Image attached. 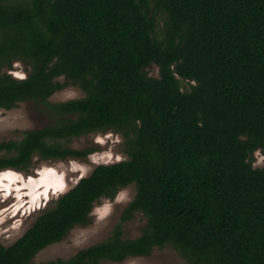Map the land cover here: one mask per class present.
I'll list each match as a JSON object with an SVG mask.
<instances>
[{
  "label": "trees",
  "instance_id": "1",
  "mask_svg": "<svg viewBox=\"0 0 264 264\" xmlns=\"http://www.w3.org/2000/svg\"><path fill=\"white\" fill-rule=\"evenodd\" d=\"M16 62L26 78L8 73ZM61 77L85 97L51 102ZM31 99L59 119L0 142V170L84 157L92 151L64 142L109 129L127 159L98 165L0 244V264H28L130 185L122 220L144 214L141 236L118 227L42 264L121 262L169 244L189 264H264V166L253 164L264 150V0H0V109Z\"/></svg>",
  "mask_w": 264,
  "mask_h": 264
},
{
  "label": "rangeland",
  "instance_id": "2",
  "mask_svg": "<svg viewBox=\"0 0 264 264\" xmlns=\"http://www.w3.org/2000/svg\"><path fill=\"white\" fill-rule=\"evenodd\" d=\"M165 17L158 18V29L164 25ZM28 65L16 62L14 70L8 71L14 77L26 78ZM151 75L158 77L159 68L153 65L148 69ZM66 85L50 98L53 103L85 97L81 87L65 77L59 79ZM190 83L184 82L183 88ZM55 117L42 103L34 100L22 101L12 109H0V141L18 140L24 132L54 124ZM67 146L77 150L92 151L84 157L67 159L41 160L34 157L26 171L12 168L0 170V177L5 174L15 177L10 189L1 186L5 192L0 193V244L10 246L21 238L55 201L73 188L83 177L89 176L101 164H112L127 159L124 151L125 137L121 132L109 129L96 131L75 137ZM255 167L264 166V150L253 155ZM6 180V181H7ZM45 181V182H44ZM40 184H39V183ZM43 182V183H41ZM49 182V183H46ZM48 184L38 191L36 197L32 185L37 187ZM52 183V184H51ZM0 184H2L0 182ZM4 184V183H3ZM20 184V185H19ZM46 188V189H45ZM43 193V194H42ZM136 194L134 185L123 187L114 198L103 197L95 203L88 224L72 228L59 242L41 250L28 264H42L54 260H70L80 250L109 239L118 227L123 230V238L134 239L142 235L147 226V219L141 212L123 221V215ZM102 264H189L177 248L172 245L157 247L149 256L128 257L124 261H104Z\"/></svg>",
  "mask_w": 264,
  "mask_h": 264
},
{
  "label": "bare ground",
  "instance_id": "3",
  "mask_svg": "<svg viewBox=\"0 0 264 264\" xmlns=\"http://www.w3.org/2000/svg\"><path fill=\"white\" fill-rule=\"evenodd\" d=\"M5 176L8 177L9 180L5 179L4 176H3V178H2V176H1V177H0V182H1L2 184H0V187H1V186H6V189H7V190L10 189V191H11V184H10V183H7V182H9V181L13 182V180L15 179V177H13L12 175H9V174H8V175L5 174ZM6 180H7V181H6ZM44 182H45V181H44ZM3 183H4V184H3ZM38 183H39V182H38ZM41 183H43V182H41ZM46 183H49V182H46ZM46 183H45V185H42V186L39 187V188H38L37 186H38L40 183L31 186V188L34 190V193L36 194V197L39 196L40 193H39V194H37V193H38V191H39L40 189H42L44 186H45L46 188H48L49 185L46 184ZM51 184H52V183H51ZM19 185H20V184H19ZM3 188H5V187H3ZM3 188L0 189V193L5 192V189H3ZM46 188H45V189H46ZM42 194H43V193H42Z\"/></svg>",
  "mask_w": 264,
  "mask_h": 264
},
{
  "label": "flooded vegetation",
  "instance_id": "4",
  "mask_svg": "<svg viewBox=\"0 0 264 264\" xmlns=\"http://www.w3.org/2000/svg\"><path fill=\"white\" fill-rule=\"evenodd\" d=\"M17 78H19V77H17ZM53 95H54V94H53ZM53 95H52V96H53ZM52 96H51V97H52ZM51 97H50V98H51ZM50 98H49V100H50ZM31 100H32V99H31ZM34 101H35V100H34ZM20 103H21V102H20ZM20 103H19V104H20ZM3 109H6V108H3ZM7 110H9V109H7ZM42 128H43V127H42ZM38 129H40V128H38ZM31 130H36V129H31ZM28 131H29V130H27V131L24 132L23 137L25 136V133L28 132ZM0 142H2V141H0ZM2 153H4V152H1L0 155H2ZM34 157L40 158V157L37 156V155H35ZM34 157H33V159H34Z\"/></svg>",
  "mask_w": 264,
  "mask_h": 264
}]
</instances>
